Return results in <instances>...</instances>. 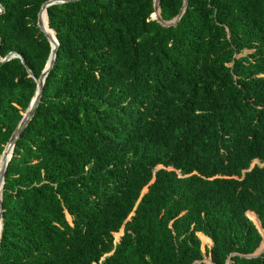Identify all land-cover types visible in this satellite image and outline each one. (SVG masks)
<instances>
[{
	"label": "trees",
	"instance_id": "trees-1",
	"mask_svg": "<svg viewBox=\"0 0 264 264\" xmlns=\"http://www.w3.org/2000/svg\"><path fill=\"white\" fill-rule=\"evenodd\" d=\"M46 1L0 0V57L25 63L0 60V154L51 50ZM153 1L47 8L59 45L5 171L0 264H193L201 240L213 264H264L246 257L264 236V0H187L173 26Z\"/></svg>",
	"mask_w": 264,
	"mask_h": 264
},
{
	"label": "water",
	"instance_id": "water-1",
	"mask_svg": "<svg viewBox=\"0 0 264 264\" xmlns=\"http://www.w3.org/2000/svg\"><path fill=\"white\" fill-rule=\"evenodd\" d=\"M75 1H78V0H48V1H46V2H44L42 4V6L40 7V10L38 12V15H37V26L39 27V29L46 36L48 42L50 43L51 50H50L48 59L46 61V64H45L42 72L40 73L39 77H35L34 74L28 69L29 75L34 79V81L36 83V89H35V92H34L32 98H31V100H30L25 112L22 115V118L18 122L16 128L14 129V131L11 134V137L9 138L8 142L5 144L4 149H3L2 153L0 154V239H1V234H2V212H3V208H2V189H3L4 175H5V171H6V168H7V164H8V162L10 161V159H11V157L13 155V150H14L15 144L17 142V139L20 137V135L23 132L24 128L27 126L28 122L33 117V115L35 113V110H36V108H37V106H38V104L40 102V98H41V95H42L45 79H46L50 69L53 67V65L55 63L56 52H57V48H58V45H59L58 39L56 37V33L52 30L53 33H54V36H53L52 34H50L48 32V30H51V29L50 28L47 29V27L45 26V19H46V22L48 24L46 10L51 5L63 4V3L75 2ZM186 6H187V0H183V5H182L178 15L176 17H174L172 20L165 21V20H163L161 18L160 0H154L153 1L154 11L151 14V18L152 19H156L163 26L176 25L178 20L182 16L183 12L185 11ZM2 11H3V9H2V7L0 5V13ZM13 57L20 58L22 63L25 64L23 57L19 53L14 52V51L10 52L4 58L0 57V60L3 62V61H7V60H9V59H11ZM145 191L146 190H144L143 192H145ZM209 248L211 249V247H209ZM258 249L254 253L246 255V257H256V256L260 255L264 251V248H262L260 250H258ZM202 261H205V262H207L209 264H213L210 257L206 258V259H203ZM202 261H195L193 264H197V263H200ZM229 263H230V257H228L227 260H226V264H229Z\"/></svg>",
	"mask_w": 264,
	"mask_h": 264
},
{
	"label": "rangeland",
	"instance_id": "rangeland-1",
	"mask_svg": "<svg viewBox=\"0 0 264 264\" xmlns=\"http://www.w3.org/2000/svg\"><path fill=\"white\" fill-rule=\"evenodd\" d=\"M248 52H249V51L246 50V51H244L243 54H247ZM255 162H256V161H255ZM69 219H70V218H69ZM122 233H123V230H122V232L120 233V235L118 234L119 236H117V238H116L115 235H114V241H115V242H118V240H119L120 236L122 235ZM261 235H262V234H261ZM200 240H201V238H200ZM263 242H264V236L262 235V242H261L260 247H259L258 250L264 248V247H262ZM211 245H212V243H210V242H206V241H202V240H201V250H202V254H203V256H204V259L208 258V257L206 256L205 250H206V248L209 249V247H211Z\"/></svg>",
	"mask_w": 264,
	"mask_h": 264
},
{
	"label": "bare ground",
	"instance_id": "bare-ground-1",
	"mask_svg": "<svg viewBox=\"0 0 264 264\" xmlns=\"http://www.w3.org/2000/svg\"><path fill=\"white\" fill-rule=\"evenodd\" d=\"M45 26L47 27V25H46V19H45ZM47 29H49V28L47 27ZM48 32L54 36V33H53L52 30H48Z\"/></svg>",
	"mask_w": 264,
	"mask_h": 264
}]
</instances>
